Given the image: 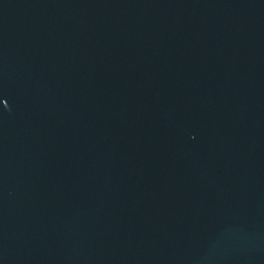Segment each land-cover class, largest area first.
I'll list each match as a JSON object with an SVG mask.
<instances>
[{
    "label": "water",
    "instance_id": "obj_1",
    "mask_svg": "<svg viewBox=\"0 0 264 264\" xmlns=\"http://www.w3.org/2000/svg\"><path fill=\"white\" fill-rule=\"evenodd\" d=\"M0 264H264V0H0Z\"/></svg>",
    "mask_w": 264,
    "mask_h": 264
}]
</instances>
